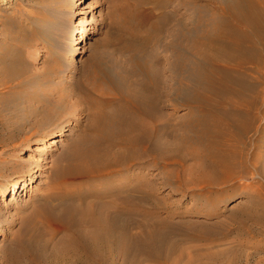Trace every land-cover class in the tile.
I'll return each mask as SVG.
<instances>
[{"label":"rangeland","instance_id":"374dc122","mask_svg":"<svg viewBox=\"0 0 264 264\" xmlns=\"http://www.w3.org/2000/svg\"><path fill=\"white\" fill-rule=\"evenodd\" d=\"M228 2L0 0V264H76L61 255L64 240L88 230L93 214L105 212L102 200L126 199L127 188L152 198L130 201L123 256L109 264H264L262 118L245 136L243 154L231 160L236 177L212 190L190 183L201 160L187 144L179 146V162L145 155L127 164L138 161L139 147L114 146L108 154L90 139L97 110L118 118L110 127L118 140L127 121L137 119L123 97L146 93L144 67L160 72L153 129L170 144L173 133L193 135L196 115L181 103L193 92L194 59L175 46L173 20L188 12L194 23L210 25L219 12L214 3ZM83 27V42L72 45ZM198 146L192 138L190 147ZM90 148L108 155L95 164L113 167L82 174L76 152ZM32 174L39 175L12 192L10 182Z\"/></svg>","mask_w":264,"mask_h":264},{"label":"bare ground","instance_id":"6f19581e","mask_svg":"<svg viewBox=\"0 0 264 264\" xmlns=\"http://www.w3.org/2000/svg\"><path fill=\"white\" fill-rule=\"evenodd\" d=\"M177 2L187 5L189 0H177ZM214 5L219 12L212 18L210 25L204 22L194 23V19L192 20V16L187 12L181 17H174V28L170 34L175 46L189 51L194 59L195 81L192 95L184 98L179 96L183 101L181 104L188 105L196 115L193 127L188 130L193 135L173 133L174 142L170 144L162 140L161 131L157 132L153 129V127L156 129V123L153 124L155 121L152 116V106L160 100L155 78L160 72L156 75L144 67V77L147 79L146 93L138 97L131 94L123 97L130 107V111L126 109L127 112L137 119L130 118L127 121L124 128L126 131L122 130L124 134L120 133L122 137L118 140L110 133L112 123L116 119V122H119L118 118L114 119L115 117L107 112L97 110L94 116L95 125L92 127L94 137H90L108 154L114 146L119 151L126 145L139 147L141 155L136 157L132 155L138 161L131 160L127 164L139 162L145 155H152L151 157L159 162H179L184 157L179 152V146L187 144L189 154L201 160L197 166L199 174H195L196 177L194 176L190 183L196 185L195 188L198 186L203 190L215 189V186L227 184L236 177L231 168V160L233 156L239 158V154H243L245 136L256 127L254 126L256 121L261 118L264 121V0H229L228 3H214ZM173 9L175 12L176 6ZM71 15L74 16L75 11ZM146 16L145 14L144 17ZM199 27L203 29L197 34ZM85 31V27L79 29L76 37L71 39V44L83 42ZM193 34H196L195 39L191 40ZM120 101L123 102L121 99ZM66 130L68 129H63ZM132 132L136 133L130 135ZM193 136L198 140L200 150L190 147ZM159 150L163 154L153 156V153ZM169 150L173 153L167 154ZM100 151H93L90 148L76 152V156L84 162L81 167L82 174L100 175L113 167L95 164L108 156ZM38 175L32 174L27 179L10 182V189L18 193L31 184ZM190 183L188 182L187 185ZM182 184L186 182L180 180L178 185ZM4 189L1 195L5 194L6 189ZM127 190L128 197L121 200L122 202L116 203L118 202L116 199V202L114 200L99 202L105 212L102 215L96 212L93 216L91 214V219L88 217L90 226L86 224L88 230L83 229L73 234L70 239L64 240L67 245L66 247L63 245L64 248L60 253L68 256L66 259L69 263L109 264L122 255L127 237V227L124 226L122 216L130 209L132 205L130 201L139 204L142 203V199L152 198V194L147 190L140 191L133 188ZM119 195L120 193L115 192V198ZM22 205L24 206V203H21ZM56 209L59 211L58 208ZM144 235L151 237L152 234L147 231Z\"/></svg>","mask_w":264,"mask_h":264}]
</instances>
